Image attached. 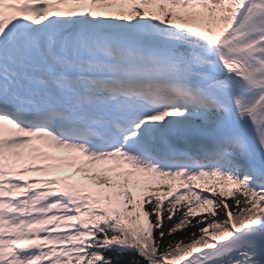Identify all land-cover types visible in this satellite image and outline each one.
<instances>
[{
  "label": "snow or ice",
  "instance_id": "1",
  "mask_svg": "<svg viewBox=\"0 0 264 264\" xmlns=\"http://www.w3.org/2000/svg\"><path fill=\"white\" fill-rule=\"evenodd\" d=\"M0 264H264V0H0Z\"/></svg>",
  "mask_w": 264,
  "mask_h": 264
}]
</instances>
